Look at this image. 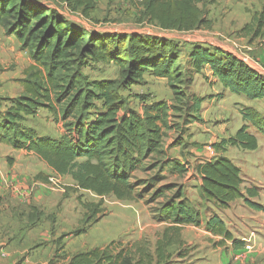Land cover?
I'll list each match as a JSON object with an SVG mask.
<instances>
[{
	"label": "trees",
	"instance_id": "obj_1",
	"mask_svg": "<svg viewBox=\"0 0 264 264\" xmlns=\"http://www.w3.org/2000/svg\"><path fill=\"white\" fill-rule=\"evenodd\" d=\"M43 1L0 0V25L29 52L34 62L21 80L24 93L16 99L2 100L8 106L0 119V143L32 153L54 175L69 177L78 190L98 198L113 196L119 201L142 198L166 180L162 175L165 171L179 177L189 173V166L175 157L166 156L162 161L148 163L152 156L162 153L171 107L166 102H156L146 106L139 115L130 111L120 95L122 88L146 75L170 84H183L180 71L183 51L179 44L154 35L96 33L93 28L85 29L61 13L66 10L97 23L93 18L95 0H55L60 9ZM135 2L138 22L163 31L188 33L207 25L202 0ZM241 32L254 38L264 36V7ZM184 57L192 73L200 74L209 68L223 90L249 100L264 98V79L232 54L193 44ZM95 63L115 65L119 80H89L81 71ZM174 95L184 97L180 91H174ZM192 104L193 111L198 112L201 101L194 100ZM39 108L59 115L66 133L53 139L24 128L26 119L35 116ZM241 117L245 124L233 137L213 144L214 152L222 154L228 146L246 151L257 149L256 138L248 129L252 127L264 135V117L250 108L241 110ZM221 154L192 169L200 181L199 205L171 184L162 185L153 193L156 199L177 188L155 213L157 222L170 225L156 244L158 263L168 258V247L183 245L181 229L200 226L204 219L201 210H206L207 205L225 210L230 203L243 200L246 206L260 209L250 201L257 197L256 190L242 189L240 169ZM155 169L149 180L134 178L136 172ZM41 176L38 174L36 178L48 181L46 176ZM138 188L141 193L136 191ZM205 227L222 241L232 240L216 214L206 219ZM113 245L78 252L66 264H135L124 248L111 250Z\"/></svg>",
	"mask_w": 264,
	"mask_h": 264
},
{
	"label": "rangeland",
	"instance_id": "obj_2",
	"mask_svg": "<svg viewBox=\"0 0 264 264\" xmlns=\"http://www.w3.org/2000/svg\"><path fill=\"white\" fill-rule=\"evenodd\" d=\"M127 1L128 6L125 8L118 6L115 0L109 3L98 0L93 14L97 23L92 24L95 29L112 34L139 31L143 34L149 32L162 35L181 47L183 56L180 71L183 84H170L164 79L146 75L139 82L122 88L120 95L130 111L139 115L152 103L166 102L171 107L169 129L164 131L162 153L152 156L148 163L162 161L166 156L175 157L177 161L189 166L190 172L179 177L165 171L162 175L166 180L142 198L124 201L113 196L98 198L78 190L69 177L54 175L32 153L13 150L0 143V205L1 202L3 205L8 203L17 209L15 214L7 210L0 211V264H66L69 257L78 252L106 247L112 243L114 245L111 250L116 252L124 248L133 257L135 264L174 263L176 252L180 251L186 256L192 245L183 243L185 245L181 247H168V258L158 263L156 244L162 240L170 225L157 222L155 213L177 188L190 201L199 205L200 181L192 169L198 163L210 161L221 154L214 152L212 145L233 137L245 124L241 110L257 108L255 105L264 110V102H255L243 95L223 90L209 68L200 74L192 73L184 57L192 43H205L211 47L224 45L233 56L246 57L250 62L247 65L249 68L257 66L252 65V61L257 62L256 49L264 46V36L254 38L241 30L262 10L264 0H202L207 25L188 33L163 31L153 25L139 23V10L132 0ZM53 6L60 9V5L54 2ZM82 24L87 28L93 27L86 21ZM32 65L34 62L29 52L21 48L5 26L0 25V119L8 106L2 100L16 99L24 93L21 80L25 79ZM81 72L91 81L119 80V70L113 64H90ZM174 91L182 92L184 97H176ZM194 100L201 101L198 112L193 111ZM23 126L34 129L40 136L53 139L66 133L59 115H53L44 108H39L35 116L27 118ZM248 132L256 138V150L246 151L228 146L221 156L231 160L240 169L242 189L256 190L257 197L251 198L252 203L260 208L258 211L264 212V135L252 127H249ZM156 171L136 172L134 178L149 180ZM38 174L41 177H53L54 183L47 184L37 179ZM15 181H20L22 185H17ZM166 184L177 188L155 199L153 193L156 188ZM136 191L141 193V188ZM25 193L28 194L27 199L21 197ZM10 194L18 202L12 200ZM206 207V210H201L204 216L202 221L211 215L210 205ZM25 230L26 235L22 238L21 231ZM255 237L252 229V240ZM226 254L223 253L219 263L227 264L230 257L225 261Z\"/></svg>",
	"mask_w": 264,
	"mask_h": 264
},
{
	"label": "crops",
	"instance_id": "obj_3",
	"mask_svg": "<svg viewBox=\"0 0 264 264\" xmlns=\"http://www.w3.org/2000/svg\"><path fill=\"white\" fill-rule=\"evenodd\" d=\"M95 1L97 5L98 0ZM105 1L109 3L110 1L113 0H105ZM115 1L117 2L118 6L122 5L125 6V8L128 6L127 0H115ZM43 2L45 4H48L49 6H53V2L55 4L56 1L44 0ZM225 2H230V0H226ZM132 3L136 6L135 0H132ZM61 13H63L67 18L80 24L85 29H87V26L82 24L83 21L92 24V22H89L79 17L77 14L69 13L66 10H62ZM90 28H93L94 32L96 33L99 32L101 34H107V33L112 34L108 31L106 32V31H101L99 29H95L96 28L95 25H93V27L90 26ZM128 34H143V32L140 33L139 31H135V32H129ZM143 35H154V36L164 37L162 35L153 34L149 32L144 33ZM193 44H199V43H192L190 44V46ZM200 45L211 47L206 45L205 43H200ZM212 48L220 49L225 53H231L224 45H218ZM256 51L257 53L255 54V56L257 62L255 61V64L252 63V65H257V66H252V70L255 71L262 79H264V46L263 47L260 46L259 48L256 49ZM257 101L264 102V98L256 100L255 102ZM255 106L257 108H250V109L255 110L262 117H264L262 115L264 114V110H262V107H259L257 105ZM15 183L19 186L22 185L20 181H15ZM10 196L12 197V200L14 199L16 201L13 194H10ZM250 201L252 202V199H250ZM210 209H212L211 215L216 214L224 222L226 229L232 235V240L222 241L221 237L213 236L205 228L206 220H204L205 222L202 221L201 225L198 227L186 226L181 231V240L183 243H186V245L189 246L192 245L193 248L191 246V249L188 252V254H186V256L184 253H182V256H179V254H177L179 252H176V254L174 255V257L176 258L175 262L174 263L171 262L170 264H205L207 262L208 264H212V262H214V264H222L219 263V261L221 260V257L223 256L224 252L227 253L225 261H228V257H230L227 264H264V212L254 210L246 206L243 200H236L230 203L229 208L225 210L214 208L211 205H210ZM5 210H7L9 213L15 214L17 209L11 207V205H9L8 203L7 205H3L1 202L0 211L3 212ZM211 215H209V217ZM202 225L203 227H201ZM252 225L254 226L252 227ZM252 229H254L257 239L256 237L254 238V240H252L251 238ZM26 232L27 230L21 231L22 238L25 237ZM219 242H222V244L218 245ZM246 247H250V249H246ZM207 259L209 260L207 261ZM27 262L28 260L25 259V263Z\"/></svg>",
	"mask_w": 264,
	"mask_h": 264
},
{
	"label": "built area",
	"instance_id": "obj_4",
	"mask_svg": "<svg viewBox=\"0 0 264 264\" xmlns=\"http://www.w3.org/2000/svg\"><path fill=\"white\" fill-rule=\"evenodd\" d=\"M135 1H139V0H135ZM241 62H243L245 65H249L250 62L248 61V59L246 57H237ZM253 64H255L254 61H252ZM49 183H54V178L53 177H49L48 178V181H47V184ZM26 195L24 196H21L23 197L24 199H27L28 198V194L25 193ZM246 249H250V247H246Z\"/></svg>",
	"mask_w": 264,
	"mask_h": 264
}]
</instances>
